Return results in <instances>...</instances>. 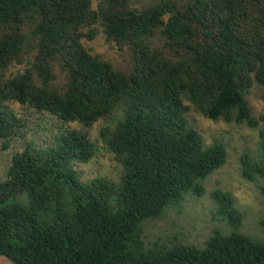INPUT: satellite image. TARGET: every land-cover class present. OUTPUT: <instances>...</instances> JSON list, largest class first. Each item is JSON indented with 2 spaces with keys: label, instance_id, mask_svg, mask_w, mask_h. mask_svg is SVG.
<instances>
[{
  "label": "trees",
  "instance_id": "16d2710c",
  "mask_svg": "<svg viewBox=\"0 0 264 264\" xmlns=\"http://www.w3.org/2000/svg\"><path fill=\"white\" fill-rule=\"evenodd\" d=\"M98 28L129 50L132 68L91 53L85 41ZM57 67L65 75L58 88ZM254 85L264 87V0H98L96 8L92 0H0V143L7 150L23 134L15 103L57 119L58 129L52 145L16 153L0 181V256L12 264H264V238L237 232L244 213L226 191L213 200L235 231L200 246L143 236L149 222L201 196L227 161L225 145L206 146L189 111L256 128ZM98 122L120 175L84 182L75 165L99 147L66 124ZM240 165L264 198V128Z\"/></svg>",
  "mask_w": 264,
  "mask_h": 264
},
{
  "label": "rangeland",
  "instance_id": "374dc122",
  "mask_svg": "<svg viewBox=\"0 0 264 264\" xmlns=\"http://www.w3.org/2000/svg\"><path fill=\"white\" fill-rule=\"evenodd\" d=\"M94 8L98 0H92ZM153 0H133L135 7H142ZM91 53L110 61L119 69L132 68V56L128 49L121 50L114 43H108L103 31L98 28L97 36L85 41ZM29 64H17L10 68V73H17L27 69ZM54 86L60 87L65 81V75L57 67ZM248 101L253 117L258 121L256 128L246 124L228 123L224 120L214 121L197 113L189 111V121L193 128L198 130L206 146L216 141L222 142L227 151L225 165L212 173L203 182L204 193L201 196H187L179 205L170 210L163 218L149 222L143 231L148 241L177 240L185 244L200 246L215 233H229L235 231L216 207L213 194L217 191L230 192L236 200V206L243 211L244 220L237 232L253 239L264 238L261 221L264 220V198L256 183L249 182L241 176L240 157L245 153L255 155L259 141V132L264 128V87L254 85L248 92ZM12 108L26 120L23 134L13 139L7 150L0 143V181L5 179L13 156L23 151L29 144L37 148H45L53 144V138L58 133L55 127L57 119L47 114H39L28 106L12 104ZM102 122L94 124L91 128H84L78 123H68L72 129L85 130L90 139L97 143L99 150L88 163L75 165L79 178L90 181L98 177H107L117 180L120 167L115 157L102 147L99 140V128ZM0 264H12L5 257L0 256Z\"/></svg>",
  "mask_w": 264,
  "mask_h": 264
}]
</instances>
